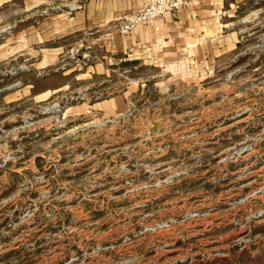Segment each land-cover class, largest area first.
<instances>
[{"label": "rangeland", "instance_id": "1", "mask_svg": "<svg viewBox=\"0 0 264 264\" xmlns=\"http://www.w3.org/2000/svg\"><path fill=\"white\" fill-rule=\"evenodd\" d=\"M25 4L0 0V264H264V0L195 82L131 60L77 79L85 47L40 70L56 43L19 38L61 10Z\"/></svg>", "mask_w": 264, "mask_h": 264}, {"label": "crops", "instance_id": "2", "mask_svg": "<svg viewBox=\"0 0 264 264\" xmlns=\"http://www.w3.org/2000/svg\"><path fill=\"white\" fill-rule=\"evenodd\" d=\"M240 1L188 0V6L176 16L168 15L143 24L125 36L116 31L118 18L140 11L144 0H24V14L31 15L37 8L40 14H47L53 8L61 12L40 18L34 29L28 24L18 38L24 48L56 43L40 49V57L36 58L40 70L49 64L56 65L64 54L65 58H74L80 51L78 47H85L83 57L92 59L93 64L87 66L85 73L77 74V79L109 76L114 71L109 65L131 60L153 67L170 78L195 82L210 77L218 59L233 50L238 42L239 33L229 20ZM73 46L75 50L70 49ZM81 68L77 65L62 70L68 75ZM128 92L129 88L87 107L109 115L121 113Z\"/></svg>", "mask_w": 264, "mask_h": 264}, {"label": "built area", "instance_id": "3", "mask_svg": "<svg viewBox=\"0 0 264 264\" xmlns=\"http://www.w3.org/2000/svg\"><path fill=\"white\" fill-rule=\"evenodd\" d=\"M188 4V0H144V6L140 11L127 13L118 18L115 24L116 31L125 36L131 35L143 24L168 15L176 16L177 12Z\"/></svg>", "mask_w": 264, "mask_h": 264}, {"label": "water", "instance_id": "4", "mask_svg": "<svg viewBox=\"0 0 264 264\" xmlns=\"http://www.w3.org/2000/svg\"><path fill=\"white\" fill-rule=\"evenodd\" d=\"M153 131H157V126L156 125H154V128H153Z\"/></svg>", "mask_w": 264, "mask_h": 264}, {"label": "trees", "instance_id": "5", "mask_svg": "<svg viewBox=\"0 0 264 264\" xmlns=\"http://www.w3.org/2000/svg\"><path fill=\"white\" fill-rule=\"evenodd\" d=\"M239 45H240V44H239ZM131 63H132V64H137V62H131ZM131 63H130V64H131ZM125 65H129V64H128V63H126Z\"/></svg>", "mask_w": 264, "mask_h": 264}]
</instances>
